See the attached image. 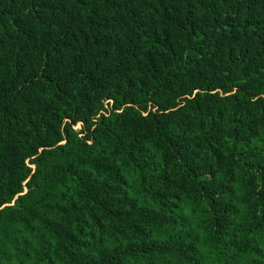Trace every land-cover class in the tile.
Returning <instances> with one entry per match:
<instances>
[{"label": "trees", "instance_id": "16d2710c", "mask_svg": "<svg viewBox=\"0 0 264 264\" xmlns=\"http://www.w3.org/2000/svg\"><path fill=\"white\" fill-rule=\"evenodd\" d=\"M0 264H264V0H0Z\"/></svg>", "mask_w": 264, "mask_h": 264}]
</instances>
